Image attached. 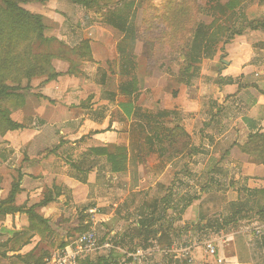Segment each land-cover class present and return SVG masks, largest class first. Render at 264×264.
<instances>
[{"label": "crops", "instance_id": "crops-1", "mask_svg": "<svg viewBox=\"0 0 264 264\" xmlns=\"http://www.w3.org/2000/svg\"><path fill=\"white\" fill-rule=\"evenodd\" d=\"M239 2L240 21L264 19V0ZM32 8L42 16L45 38L57 44L48 52L55 56L51 67L58 76L49 82L35 77L18 92L23 102L10 110V118L21 128L0 138V202L17 183L14 206L23 210L0 220L3 228L22 237L12 254L33 262L41 257L35 248L52 249L62 240L64 219L86 214L93 205L109 206L105 183L132 190L113 205L115 216H146L154 209L164 214L174 198L170 182L188 169L196 180L217 173L212 180L223 188L197 190L183 220L203 223L221 210L231 213L223 227L201 225L207 240L194 247L192 264H264V221L247 225L241 218L246 205L264 210V164L240 150L250 134H264V29L246 30L211 46V54L198 57L182 81H177L178 58L162 61L141 79L134 56L142 41L136 18L134 33L126 36L107 23L105 11L70 0H48ZM83 41L89 43L90 59L72 53ZM175 127L189 136L187 148L167 142ZM114 166L119 170L112 171ZM229 198V205L219 207ZM41 202L45 204L36 212L47 225L30 229L25 212ZM257 227L262 235L253 238ZM207 241L217 247L215 256L203 246ZM113 258L118 263L119 257ZM166 264L186 263L169 259Z\"/></svg>", "mask_w": 264, "mask_h": 264}, {"label": "rangeland", "instance_id": "rangeland-1", "mask_svg": "<svg viewBox=\"0 0 264 264\" xmlns=\"http://www.w3.org/2000/svg\"><path fill=\"white\" fill-rule=\"evenodd\" d=\"M26 1L25 3H21V7L27 10L30 13H33V6L37 4H43L42 0H23ZM28 1V2H27ZM135 3V10H134V19L136 18V23L138 26H141V31H146L148 29L151 32V37H159L160 33H166V35H170L173 43L168 39L169 46H175V35L181 37V45L182 43H187L190 40V36L193 32L195 24L199 21L201 24L206 26H212L214 28L216 25H220L225 27L228 30L227 35H234L244 32L248 30V21H243L239 18L241 13L240 9L235 8L234 11H227L223 8V5L227 2V0H133ZM183 12V21L179 23V25H175L172 23L176 19L174 15L177 12ZM106 12V11H105ZM102 14L104 12H101ZM133 19V20H134ZM255 21V20H254ZM241 22V24H240ZM2 31H8V28L5 25H2ZM6 37V36H5ZM5 38L3 37L0 41V50L1 45L4 42ZM159 39H156L158 41ZM161 43L160 41H158ZM179 42V46L180 45ZM220 42H223L222 39ZM219 42V43H220ZM217 43V47L219 45ZM154 45H157L155 41H153ZM150 46V42L142 40L137 44L135 47L136 53L135 56V64H136V73L137 76L142 79V77L146 73H153V67L151 66L150 70H148V65L146 63L147 58L145 57L146 51ZM57 48L56 42L47 41L43 42H34L32 47L29 49L30 52L34 55L42 54L48 51H54ZM150 49V48H149ZM133 51V50H132ZM209 53V52H208ZM211 54V53H209ZM160 57H155L154 61L158 60ZM174 59L175 57H171ZM176 59V58H175ZM24 81V80H23ZM21 82L22 86L26 84V82ZM6 107L5 103L2 104ZM213 172V171H212ZM210 172L209 174H211ZM199 176L198 180H196L197 175L192 174L188 169H182L178 172L177 176L174 177L175 180L170 182L168 190H170L171 194L174 195V198L169 201V205H171V209L165 206L164 214L161 210L157 209L154 212L152 211L151 214L139 215L137 213H133L127 216H115L113 214V205L118 204V202L123 199V196L126 195L127 192H131V188L125 185H118L114 182L112 183H105L104 189L107 191L106 196L110 195V205L96 207L93 205L92 207H96L99 211L97 219L102 220L96 226V231L98 235V239L100 242L110 239L112 244L115 247H119L121 250L126 252H131L138 247H143L144 249L149 248L150 242L145 244L142 242L140 237H138V233L132 231L136 229L138 223L146 222L147 224L156 227V229L152 228L153 230L165 229L167 232L164 233L163 236V244L158 242V239L151 238V241L156 243L157 246L160 248H170L174 245H182L187 243H198L200 241L207 240V236L204 232H200V227L204 223V227L209 225L210 227H217L212 224L217 223V225L223 227L225 222L230 221V212H225L223 210L219 211L217 214L211 216V218H207L206 221L201 222H192L190 220H183V212L184 209L187 208L188 204L192 202V200L196 199V195L198 194L197 190L206 191L208 188H212L213 191L219 192L222 190L223 185L219 183H215L212 179L217 173H212L209 176ZM195 175V177H194ZM225 187V186H224ZM216 190H215V189ZM117 190H120L119 192ZM121 194V196H120ZM119 195V196H118ZM171 197V196H170ZM160 198V196H159ZM244 198V197H243ZM231 198L223 200V204H219V207H226L229 205ZM165 202V201H164ZM245 202V201H244ZM242 202V203H244ZM249 206L246 205L245 209L241 210V213H244L241 218H245L247 225L248 223H252L254 221L263 222L264 221V210H260L261 208H248ZM86 208H91L87 206ZM235 208V207H234ZM232 209L231 212L234 213L235 209ZM90 210V209H89ZM88 210V211H89ZM151 215V216H150ZM263 220V221H262ZM89 215L88 212L86 214L82 212H78L76 215L69 217V219H64V223L67 227H59L62 228V240L56 243L55 247L52 249H47L42 247L40 249L35 248V256H42L45 253L51 255L54 251L61 248V244L66 240L68 244L72 238H74L77 233L81 232L84 227L85 230L88 227L89 223ZM71 224V227H68V224ZM233 227H241V224H234ZM243 225V224H242ZM246 225V224H244ZM250 225V224H249ZM256 227V226H255ZM117 231V233H122L125 235L123 238L116 235H112V231ZM14 231L9 232L6 228H3L0 224V264H22L15 258V255L12 254L14 252H18L17 244H14L12 234ZM176 236V237H175ZM138 238V239H137ZM159 238V237H158ZM178 238V239H177ZM119 239H122L123 242L120 243ZM136 240V241H134ZM209 240V239H208ZM9 241H13V244L8 245ZM7 243V246L4 247V244ZM175 243V244H173ZM147 246V247H146ZM116 257L118 256V263L117 264H130V262L125 259L120 253L115 252H97L89 256L92 264H96L97 260L104 259L105 257ZM82 260V259H81ZM165 258L161 259L159 255L149 257L148 261L152 263H160L166 264Z\"/></svg>", "mask_w": 264, "mask_h": 264}, {"label": "trees", "instance_id": "trees-1", "mask_svg": "<svg viewBox=\"0 0 264 264\" xmlns=\"http://www.w3.org/2000/svg\"><path fill=\"white\" fill-rule=\"evenodd\" d=\"M48 0H42L41 2H47ZM73 4L80 5L85 9L93 10L97 13L106 11V21L114 29L121 33H125L126 36H132L134 33L133 19H134V7L133 0H70ZM23 0H0V41L4 37L5 40L1 45L0 50V138L4 136L7 131H13L21 128L20 125L14 123L10 116L11 111L17 106L21 105L23 100L18 95L20 90L26 89L29 82L35 77H46V81L55 79L58 74L54 72L51 67V61L55 56L50 52L42 54H32L30 48L34 42H55L49 38H45V26L43 24L42 16L39 14L30 13L21 7V3H25ZM28 2V1H27ZM240 5L239 0H227L223 5L227 11H234ZM176 19L172 21L173 24L179 25L183 21V12H177L174 17ZM2 25L8 28V31H2ZM248 30L264 29V19L262 21H251L247 24ZM138 33L142 40L150 42V54L147 58L148 70L151 66L155 69L162 61L172 59L171 57L178 58L179 74L177 81H182L184 76L190 72L191 64L200 56L207 55L211 46H215L222 41L228 42L232 39V35H227L228 30L225 27L216 25L206 26L197 22L190 36V40L181 45V37L175 35V46H169L168 39L173 43L170 35L166 33H160L159 37H151V32L141 31V26L138 28ZM6 36V37H5ZM159 39L161 43L156 41ZM153 41L157 45L153 44ZM179 42L180 45L179 46ZM61 49V48H60ZM72 53L80 59H90V50L88 41L81 42L78 46L72 49ZM160 57L154 61L155 57ZM71 73L70 69L68 71ZM26 82L25 86H22V81ZM23 81V82H24ZM136 83L132 81L131 91L134 92ZM121 93L128 94L125 90L121 89ZM5 103L6 107L2 104ZM170 144L178 142L185 149L189 145V136L179 127H175L169 131L166 138ZM243 154L248 155L254 162L258 164H264V134L255 132L247 137L246 142L240 147ZM108 159H113V156L109 155ZM119 168L113 167L112 171H117ZM19 192L18 184L13 183L11 190L6 199L0 202V220L4 219L7 215H14L16 213L23 212L22 208L15 207V196ZM45 203L41 202L38 205L27 210L25 213L28 215L30 221V229L41 228L39 226L47 225V221L42 219L36 212ZM155 209L153 210V212ZM152 215V214H151ZM150 215V216H151ZM37 226V227H32ZM89 227V225H88ZM139 227L138 237L142 242H150L151 247L156 243L151 241L152 238L158 239V242L163 244V236L167 231L165 229L153 230V226L146 222L137 224ZM44 228V227H42ZM86 227L79 233L87 231ZM77 233V234H79ZM14 244L22 238L19 233L12 234ZM159 237V238H158ZM11 241H9L10 243ZM67 243H63L61 248H64ZM7 243L4 244V247ZM147 247V246H146ZM159 247V246H158ZM143 248V247H140ZM144 249V248H143ZM49 255L45 254L39 258L28 260V257L22 258L21 256H15L20 259L22 264H43L44 259ZM78 264H92L89 257H85L79 260ZM96 264H117L113 257H106L104 259L97 260Z\"/></svg>", "mask_w": 264, "mask_h": 264}, {"label": "built area", "instance_id": "built-area-1", "mask_svg": "<svg viewBox=\"0 0 264 264\" xmlns=\"http://www.w3.org/2000/svg\"><path fill=\"white\" fill-rule=\"evenodd\" d=\"M98 213L99 211L97 209H90L88 211L90 219L88 223L89 229L77 234L64 248L54 251L48 258L44 259L43 264H78L79 260L96 254L97 252L120 253L130 264H160L148 261L149 257L157 255H159L161 259L182 260L186 264L193 263L192 251L194 247L198 245L194 242L184 245H174L170 248H160L153 244L147 249L138 247L131 252H126L119 247H115L110 239L100 242L96 226L101 223L102 220L97 219ZM251 234L253 238H259L262 235L258 227L255 228ZM220 240L224 242L226 237H220ZM203 246L210 256H215L217 254V247L214 246L213 241H207ZM218 262L221 263V260H218Z\"/></svg>", "mask_w": 264, "mask_h": 264}]
</instances>
